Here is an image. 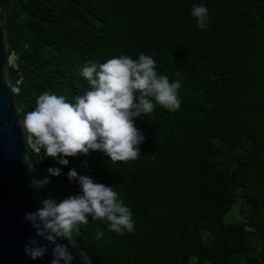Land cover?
<instances>
[{
  "label": "trees",
  "instance_id": "16d2710c",
  "mask_svg": "<svg viewBox=\"0 0 264 264\" xmlns=\"http://www.w3.org/2000/svg\"><path fill=\"white\" fill-rule=\"evenodd\" d=\"M193 4L209 9L207 30ZM0 9L20 56L25 111L44 92L74 103L89 90L79 75L89 60L144 53L158 75L181 81L179 110L157 105L134 118L145 136L138 159L90 151L67 166L44 160L62 169L48 184L57 201L79 193L66 175L75 168L132 212V233L89 216L73 234L95 264H264V0H0ZM239 189L245 220L228 226Z\"/></svg>",
  "mask_w": 264,
  "mask_h": 264
},
{
  "label": "clouds",
  "instance_id": "9594fccd",
  "mask_svg": "<svg viewBox=\"0 0 264 264\" xmlns=\"http://www.w3.org/2000/svg\"><path fill=\"white\" fill-rule=\"evenodd\" d=\"M191 15L200 29L207 30L210 17L205 5L193 4ZM79 75L86 79L89 90L76 96L74 103L63 95L44 92L36 99L33 110H18L22 130L40 162L51 158L67 166L68 157L90 151H101L112 162L134 161L145 141L134 118L150 116L157 105L173 113L181 107V81L170 82L166 75H158L156 61L144 53L137 59L121 55L104 63L89 60ZM23 159L26 162L31 157ZM28 167L30 172L35 170V164ZM45 171L43 178L32 176L29 180V187L36 192L47 187L50 177L62 175L60 167ZM66 175L69 182L78 184L79 193L59 201L44 198L35 211L24 214L23 218L35 229V237L47 241L41 244L35 237L29 238L23 249L28 259H44L51 245L50 264H73V234L80 225L89 224V216L93 221L106 222L108 230L118 235L134 231L131 210L111 186L97 183L75 168ZM103 235L100 230L95 233L96 239Z\"/></svg>",
  "mask_w": 264,
  "mask_h": 264
},
{
  "label": "water",
  "instance_id": "95a60500",
  "mask_svg": "<svg viewBox=\"0 0 264 264\" xmlns=\"http://www.w3.org/2000/svg\"><path fill=\"white\" fill-rule=\"evenodd\" d=\"M23 81L20 56L13 43L6 12L0 9V264H50L51 245L49 254L42 260L28 259L23 251L29 238L35 237V229L23 218L24 214L35 211L42 199L54 198L48 185L39 192L29 187L32 176L43 178L46 166L34 153L17 114L18 110L25 111L26 106ZM28 156L31 159L25 162L23 158ZM28 164H35V170L30 172ZM35 238L41 244L47 243ZM58 242L67 243L66 240ZM71 250L75 256L73 264H95L76 239Z\"/></svg>",
  "mask_w": 264,
  "mask_h": 264
},
{
  "label": "rangeland",
  "instance_id": "374dc122",
  "mask_svg": "<svg viewBox=\"0 0 264 264\" xmlns=\"http://www.w3.org/2000/svg\"><path fill=\"white\" fill-rule=\"evenodd\" d=\"M238 192H240V197H239L233 211L230 212L226 217V221L228 222L227 223L228 226L232 225L233 223H237V222H240L242 220H245V216L242 212L243 198L241 197V195H242L241 189H239ZM204 234H205L206 239H210L212 237V235L208 232H204ZM193 264H195V262H193Z\"/></svg>",
  "mask_w": 264,
  "mask_h": 264
}]
</instances>
